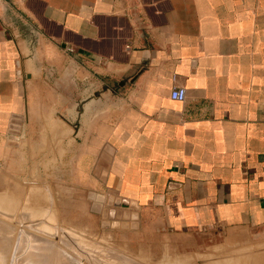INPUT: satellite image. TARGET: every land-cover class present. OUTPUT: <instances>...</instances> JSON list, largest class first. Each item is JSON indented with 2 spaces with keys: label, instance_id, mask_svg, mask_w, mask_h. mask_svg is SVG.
Wrapping results in <instances>:
<instances>
[{
  "label": "crops",
  "instance_id": "crops-1",
  "mask_svg": "<svg viewBox=\"0 0 264 264\" xmlns=\"http://www.w3.org/2000/svg\"><path fill=\"white\" fill-rule=\"evenodd\" d=\"M2 149L157 228L263 229L264 0H0Z\"/></svg>",
  "mask_w": 264,
  "mask_h": 264
},
{
  "label": "rangeland",
  "instance_id": "rangeland-1",
  "mask_svg": "<svg viewBox=\"0 0 264 264\" xmlns=\"http://www.w3.org/2000/svg\"><path fill=\"white\" fill-rule=\"evenodd\" d=\"M21 161L0 150V264H264V228H157L63 166Z\"/></svg>",
  "mask_w": 264,
  "mask_h": 264
},
{
  "label": "built area",
  "instance_id": "built-area-1",
  "mask_svg": "<svg viewBox=\"0 0 264 264\" xmlns=\"http://www.w3.org/2000/svg\"><path fill=\"white\" fill-rule=\"evenodd\" d=\"M185 95H186L185 88L181 86H176L172 88V90L170 91V98L174 100L183 101Z\"/></svg>",
  "mask_w": 264,
  "mask_h": 264
},
{
  "label": "bare ground",
  "instance_id": "bare-ground-1",
  "mask_svg": "<svg viewBox=\"0 0 264 264\" xmlns=\"http://www.w3.org/2000/svg\"><path fill=\"white\" fill-rule=\"evenodd\" d=\"M2 209L5 210V208H2ZM0 211H2L1 208H0ZM6 211H7V210H6ZM4 213H6V212L4 211ZM6 214H7V213H6ZM54 227H55V226H54ZM34 236H35V235H34ZM37 236H38V235H37ZM249 254H250V253H249ZM244 255H245V254H244ZM238 256H239V255H238ZM256 256H257V253H256ZM178 257H179V256H178ZM239 257H240V256H239ZM183 258H184V257H183ZM168 259H169V258H168ZM243 259H244V258H243ZM228 260H229V259H228ZM234 260H235V259H234ZM181 261H182V260H181ZM181 261H180V262H181ZM164 262H165V261H164ZM217 263H218V261H217ZM217 263H216V264H217ZM168 264H169V263H168ZM219 264H220V263H219ZM221 264H222V262H221Z\"/></svg>",
  "mask_w": 264,
  "mask_h": 264
},
{
  "label": "water",
  "instance_id": "water-1",
  "mask_svg": "<svg viewBox=\"0 0 264 264\" xmlns=\"http://www.w3.org/2000/svg\"><path fill=\"white\" fill-rule=\"evenodd\" d=\"M13 142V141H12ZM14 143V142H13ZM16 144V142L13 144V145H15ZM12 145V144H11ZM120 203H122L123 205H126L127 204V202H126V200H122Z\"/></svg>",
  "mask_w": 264,
  "mask_h": 264
}]
</instances>
